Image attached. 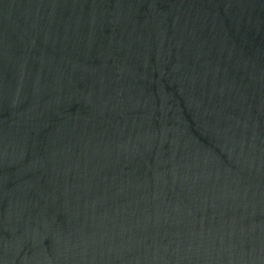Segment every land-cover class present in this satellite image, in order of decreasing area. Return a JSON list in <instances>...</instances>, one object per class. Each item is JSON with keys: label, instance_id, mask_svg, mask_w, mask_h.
Instances as JSON below:
<instances>
[{"label": "water", "instance_id": "water-1", "mask_svg": "<svg viewBox=\"0 0 264 264\" xmlns=\"http://www.w3.org/2000/svg\"><path fill=\"white\" fill-rule=\"evenodd\" d=\"M0 264H264V0H0Z\"/></svg>", "mask_w": 264, "mask_h": 264}]
</instances>
